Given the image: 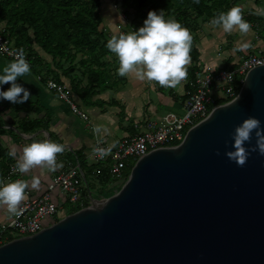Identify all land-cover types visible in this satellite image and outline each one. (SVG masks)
Wrapping results in <instances>:
<instances>
[{"label":"water","instance_id":"water-1","mask_svg":"<svg viewBox=\"0 0 264 264\" xmlns=\"http://www.w3.org/2000/svg\"><path fill=\"white\" fill-rule=\"evenodd\" d=\"M248 116L264 124V65L179 145L140 158L116 194L0 246V264H264V155H225Z\"/></svg>","mask_w":264,"mask_h":264},{"label":"built area","instance_id":"built-area-1","mask_svg":"<svg viewBox=\"0 0 264 264\" xmlns=\"http://www.w3.org/2000/svg\"><path fill=\"white\" fill-rule=\"evenodd\" d=\"M17 51L9 33L0 29V53L12 61ZM24 52L30 63L34 57ZM263 65L262 49L244 56L237 64L229 67L212 69L199 65L194 78L186 77L181 81L184 85L183 95L186 96L179 107L182 113L168 112L160 116L154 115L153 119L135 122L134 132L114 145H110L104 137L98 138L95 150L103 149V153L94 150L91 156L85 158L88 166L96 165L91 173L84 168L82 159L78 156L74 160L57 156V161H62L63 167L56 170L43 194L35 197L28 194L18 207L19 214H12V220L7 223L0 222V246L14 239L36 235L52 226L67 216L68 207L79 211L91 206L94 200H103L104 198H96L103 188L114 190L116 194L127 181L125 170L129 159L136 163L154 150L179 145L188 130L206 120L215 107L235 99L247 74ZM45 84L72 112L89 121L88 115L79 109L65 85L55 81ZM187 86L189 89H185ZM10 168L2 181L20 179V172L16 167L12 165ZM90 178L94 180V185ZM107 178L111 181H107ZM46 221L49 222L48 225L45 224Z\"/></svg>","mask_w":264,"mask_h":264},{"label":"trees","instance_id":"trees-1","mask_svg":"<svg viewBox=\"0 0 264 264\" xmlns=\"http://www.w3.org/2000/svg\"><path fill=\"white\" fill-rule=\"evenodd\" d=\"M124 2V8L136 10L131 21L134 29L143 25L150 10H164L165 17H174L190 30L192 66L187 69V77L190 79L194 78L198 71L201 56L197 48L198 40L191 31L190 21L203 17L213 18L219 12H226L235 6L234 0H124ZM100 8L101 0H6L0 12L1 17L10 26L8 33L16 49L22 48L30 56L35 57L34 47L37 46L52 56L54 61L57 59L67 60L71 63L77 59L78 55H82L85 59L81 60V64L88 69V86L105 92L114 85V82L105 69L107 63L103 59L110 57L113 53L106 47L108 40L101 28L103 17ZM244 19L250 25L259 21V18L254 16H246ZM39 62L36 58L32 59L30 68L40 80H44L46 74L53 73L52 66L44 63L41 67ZM66 77L69 78L67 72ZM53 80L62 84L57 75L53 77ZM185 89H189V87L187 86ZM172 95L182 102L186 99L184 95L179 97L173 93ZM92 97L93 94L89 99L91 100ZM117 105L118 102L115 100L111 104L114 107ZM5 126L4 121L0 119V138L7 135ZM20 127L25 134H34L40 129L48 131L49 116L47 119L29 121L24 119L21 121ZM48 134L52 137L50 132ZM78 158L82 159L83 166L89 173L96 168V165L88 166L84 155H78ZM14 164V159L9 155V151L0 145V181L10 172V167ZM134 165V160L127 161L126 179L130 176ZM107 181H111V179L107 178ZM114 194V190L103 188L97 193L96 198L105 199ZM67 209V215L77 212L69 207Z\"/></svg>","mask_w":264,"mask_h":264},{"label":"crops","instance_id":"crops-1","mask_svg":"<svg viewBox=\"0 0 264 264\" xmlns=\"http://www.w3.org/2000/svg\"><path fill=\"white\" fill-rule=\"evenodd\" d=\"M234 2L235 6L241 9L243 18L246 16H254L259 18V21L251 25L250 29L253 31L252 34L250 31L247 33L241 32L238 28L228 33L224 32L223 29L219 27V37L226 39L224 45L220 43L217 44V42L204 45L205 43L201 44L200 41H198L197 48L201 55L200 66L212 69L229 67L237 64L244 56L250 53H254L259 49L264 51V3L257 2V0H255L253 4L250 0H234ZM107 24H109L111 28L115 26H113L112 20H109ZM227 39H229V41H227ZM227 42H230V44ZM246 43L250 46L244 48L243 45ZM45 55L47 58L53 59L52 56L46 53ZM0 63L6 65L5 62L3 63L1 61V58ZM191 66L192 63L190 61L186 67L188 69ZM38 79L39 77L35 75L32 70L24 77L18 78V82L28 88L31 93V97L28 101L18 105H20L19 109L22 113V120L47 119V116H49V130H39L41 133L45 134L44 138L36 134L38 131L31 134V136L23 132L18 135L12 131L14 132L13 135L19 138L20 142L18 143H14L12 138L8 137L7 139L5 136V144L0 143V145L8 151L13 148L16 150L17 156L13 157L14 166H16V160L22 153L23 146L31 143L33 140L41 139H49L64 145V151L58 153L57 156H63L70 160H74L78 155H84V158H87L93 154L95 142L98 138L104 137L108 140L110 145L116 144L120 139L134 132L133 126L135 122L153 119L154 115H164L174 108H179L182 101L175 99L172 93L178 97L182 96L184 93V85L182 82L174 87L161 86L157 82L155 83V81L138 80L133 73L129 76V82L137 86L132 92L135 93L133 94L135 97L131 99L128 98L125 101V97L121 96L122 98H118L119 102L116 106L118 108H124L123 110L127 112L128 117L125 118L126 120L131 119L129 122L130 124L126 125L124 118L119 120L118 116H114L107 104L103 102L96 103L93 99L82 101L78 97L76 98L77 95H74L75 97L73 96V100L78 105L79 109L89 117V121L81 119L77 114L72 112L70 107L55 93L49 91L43 85L45 84V80ZM60 79L62 84L66 86V84H64L65 80L61 77ZM147 83L148 87L146 86ZM8 87L9 86L5 85L4 89L7 90ZM166 88L169 89L168 92ZM145 94L147 95L146 98ZM145 100L148 101L147 103L149 105L147 114L145 113L144 107ZM120 101L123 102L121 103L123 107L120 106ZM5 128L7 129L6 126ZM49 132L52 134V137L49 136ZM1 138H4V136ZM56 170L50 171L47 166H35L27 173H20V179L28 183V188L25 190V197L23 200L27 198L28 194L34 197L43 194L47 185L56 174ZM32 177H37L40 180L38 188H33L31 186ZM6 206L5 204H0L1 223L9 221L12 218V214L8 213L9 211ZM5 207L8 211L7 213L3 212Z\"/></svg>","mask_w":264,"mask_h":264},{"label":"clouds","instance_id":"clouds-1","mask_svg":"<svg viewBox=\"0 0 264 264\" xmlns=\"http://www.w3.org/2000/svg\"><path fill=\"white\" fill-rule=\"evenodd\" d=\"M210 23L221 27L224 32L239 31L247 33L250 23L242 16L241 9L233 6L226 12L215 15ZM192 35L174 17H165L164 10H150L143 25L137 29L121 32L108 39L106 47L118 57L120 76L134 73L141 81H155L161 86L174 87L187 75V65L190 62ZM244 44L243 47H249ZM31 72L30 63L21 48L15 58L0 70V101L8 100L13 104L28 101L31 93L28 88L18 82V78ZM10 82L7 90L4 85ZM22 93V95H21ZM253 134L256 144L250 142ZM232 136V150L225 155L239 166H243L251 152L259 151L264 155V124L254 117L248 116L238 124ZM64 151V145L49 139L33 140L25 144L22 153L16 160V169L20 173H27L35 166H47L50 171L63 167V162L57 161V154ZM95 151L103 153V149ZM219 154V152H217ZM12 157L17 156L13 148L9 151ZM40 180L32 177V187L38 188ZM28 183L22 179L4 182L0 181V204L7 205L11 214H19L18 207L25 197Z\"/></svg>","mask_w":264,"mask_h":264},{"label":"rangeland","instance_id":"rangeland-1","mask_svg":"<svg viewBox=\"0 0 264 264\" xmlns=\"http://www.w3.org/2000/svg\"><path fill=\"white\" fill-rule=\"evenodd\" d=\"M5 1L6 0H0V10L3 7V4L5 3ZM250 1L252 4L255 2V0H250ZM257 2L264 3V0H257ZM124 3H125L124 0H101L100 11L103 17V25L101 26V28L104 31V34L107 40L110 39L113 35H118L121 32H127V31L132 30L131 21L134 18V14L136 10L134 8H128V9L124 8L123 7ZM211 19L212 18L203 17L201 19L191 20L190 21L191 31L193 35L197 37L198 41H200L201 44L205 43L204 45H208L207 43L217 42V44L220 43L221 45H224L226 39L219 37L218 35L219 27L212 25L210 23ZM109 20H112L113 26L115 25L113 28H111V26L107 24L109 23ZM137 22H141V21H137ZM9 28L10 26L8 25L7 21L3 17H1V12H0V29L9 32ZM249 31L252 34L253 31L251 29ZM227 41H229V39H227ZM227 43L230 44V42H227ZM34 52H35L34 58L40 61L39 65H41V67L43 66L44 63H48L52 66L53 73L46 74L44 77V80L46 82L54 81L53 77L57 75L61 77L63 80H65L64 84H66L67 92L70 96H72V99L74 95H77L76 98L78 97L82 101H89V97H91L93 94L92 99L95 100L96 103L103 102L104 104H107L109 107V110L113 112L114 116H118L119 120H122V118H124L126 125L130 124L129 122L131 119H127V120L125 119L126 117H128V114L125 110H123L124 108H118V107L111 106L114 100L119 102L118 98L119 99L122 98L121 96L125 97V101L128 98L131 99L135 97V95H133L135 93H132V92L133 90L137 88L136 85H133V83L129 82L130 80L129 76L132 75L133 73H129L125 76H120L118 74L117 69L119 67V61L115 53H113L110 57H105L103 59V61L107 63V66L105 67V69L110 74L112 78V82H114L115 86L113 85L109 87L107 91L102 92L96 88H90L88 86V69L87 67L81 64V60L85 59V57H83L82 55H78L77 59L73 63H71L67 60L60 61L57 59L54 61L51 58H47L45 55V52L42 51L37 46L34 47ZM0 58L3 63L5 62V64L10 62L1 53H0ZM4 66L5 65L0 63V70H2ZM66 72L69 73V78L66 77ZM5 85L10 86V82ZM43 85L47 88L46 84H43ZM146 86L148 87V83L146 84ZM168 91L169 89H167V92ZM146 97L147 95L145 94V98ZM147 102L148 101L145 100L144 107H145L146 114H147V110L149 107ZM121 103L123 102L120 101L119 103L120 106H122ZM19 106L20 105L13 104L12 102L6 99L3 101H0V119L4 121L7 127L6 137L7 139L8 137L12 138L14 143H18L20 141H19V138H16L13 135V133L15 132L18 135L22 133L20 124H21V120L23 117L21 115L22 113L19 109ZM170 112H174L177 114L182 113V111L179 108H176V109L174 108ZM36 134H38V136L41 138H44V135H45L41 133V131H38ZM28 136H31V134H28ZM6 137L4 136V138H0V143L5 144ZM19 178H21V175H19ZM90 182L92 183V185H94L93 179L90 178ZM3 212L4 213L8 212L6 210V207L4 208ZM11 220L12 218L9 221ZM9 221L2 222V223H7ZM45 224L48 225L49 222L46 221Z\"/></svg>","mask_w":264,"mask_h":264}]
</instances>
